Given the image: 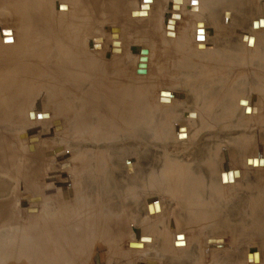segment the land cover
<instances>
[{
  "label": "rangeland",
  "instance_id": "374dc122",
  "mask_svg": "<svg viewBox=\"0 0 264 264\" xmlns=\"http://www.w3.org/2000/svg\"><path fill=\"white\" fill-rule=\"evenodd\" d=\"M95 1L93 0L94 5H96H93L94 9L93 13H91V18H89L90 16H87L89 7L84 5V9H86L84 14H86L85 16L83 15L82 20L87 19V16L90 20L89 21L87 19L90 24L87 23L86 20H83L84 23L82 21L83 28L80 30V34H82L80 35V38L85 39V41L82 40L84 43L82 42L83 44L81 49L85 57L89 52L92 53L91 55H93L97 61H109V64L107 65L108 67L106 68L110 73L107 71V69L106 72L110 75H107V73L104 72V75H106L104 79H99V73L97 74L99 77L96 76V82H99L100 80V82L104 84L106 79H108L110 76L108 80L115 78L114 82L118 85V87L124 83V85L126 86L127 84V87L130 89L129 90L124 86V93L127 91V95L124 97L126 101L122 98H119L121 92L123 93V91L121 90L120 94L117 95L119 90L115 89L113 96H117V99L116 96L114 99V102L116 103H113L110 107H113L115 111H120L116 112V118L114 116L115 113L112 114L111 111H104L107 109L108 105L106 101L107 96L104 95L105 92H103V87L101 88V93L100 89H96L94 91L96 94L91 90L94 98H100L104 105L98 103L100 106H95L97 107L96 112H91V116H89L83 108L85 107L84 103H86V99L89 100V98L86 96L88 93H86L87 91L84 89V87L81 92H77L75 89H72L74 80L71 82L72 80L70 81L67 79H62L65 84H70L71 82L70 85H67L70 86V89L66 86L67 88H64V92L57 90V83H52V81L49 82V77L44 75V69H47V67L46 65L43 66L44 63L42 61V63H40V61L34 60V64L37 63L36 68L37 66L39 68L36 70L37 74L35 73V77L37 78L32 77V79H29L26 76H22V78L15 83V79L12 80V77L14 78V76H16V70L13 69V75L9 73L10 76H8L9 69L15 68L19 65V63L13 58L12 50L14 49L12 47V42L10 40L3 39V41H7V44H3L4 42L0 41V47L2 46L0 49L2 50L4 47L5 51H3L5 54L7 53V56L4 57L5 54L1 53L0 50V55L2 54L0 58H4V61L3 59H0L2 60L0 63L4 65L2 67L0 64V71H2L0 72V83L4 81L3 83L7 84L6 86H2V88L0 84V103H5V98L8 96L6 93H8V91H13L11 99H15V103L10 104L8 107L7 105L6 107L5 105L4 107L0 106V149L1 152L3 151V154L1 153L0 155V205L2 201H7L5 203L2 202V206H0V228H8L12 226L16 228L19 226L26 227L28 225V221L32 217H35V215L38 213H42L41 206L38 205L33 199L35 195L40 197V202L45 203L44 197L47 199L53 197H57L59 199L62 197L60 189L64 190L65 187H68L71 192L72 186H76L75 183H77L78 180L79 171L77 170V166L79 160L77 157L79 152L83 153L84 150L87 149L92 155L95 153V151H101L102 155L104 153L107 155L111 151H114L116 154H113V158L110 160L113 165L111 163V167L106 171L105 177L101 176L99 178L103 182H101L102 189L98 191L104 193V195L109 196L110 199L116 201L119 199V196H128L130 201L129 205L134 208L130 209H133V212L138 214L140 219H142V221L140 220L142 223L137 225L138 223H135V221L130 218L131 215L129 214V218L131 220L129 218L128 219L130 221L127 219L129 222L126 220V225L124 228L126 232L125 230L124 232L127 234V236L124 233L122 237V240L125 238L123 240L122 249H127V241L135 238L134 233L138 228L142 230L144 227L152 224L156 229H154V234L151 233L155 243L146 250L143 249V251L130 254L131 264H187V260L184 255L183 258L181 255H179L180 253L177 254V249L175 246H173L174 233L181 231L182 233L177 234L176 238L179 237L178 235H182V238L185 236L187 243H190L194 236H196L199 232L200 233L198 235L202 236L201 234L204 231H201L198 224H194L196 221L192 220L194 221L192 222L190 220V222L193 224L192 225L189 220L182 219V215L181 218L180 214H183L181 206L178 207V203L175 204L176 200L174 202V200L170 199L172 196L169 195V193H159L158 191H153V181H151V177H149V174H152V172L149 171L150 168L148 166L163 160L165 153L175 154V158L179 161L184 160L189 162L190 160H196L193 159L191 157L192 154H190V147L194 146L190 145V143L192 140H195L196 146L204 144L207 147H211V156L214 159V163L217 165V170L219 171L221 169L224 171L222 166H219L222 161L223 165L226 163L225 161L228 163V158L226 156L224 157L223 154L224 150L226 152H229V148H234L236 150V148H238L236 143V140L238 139L237 136L239 137L245 132L249 136L247 144L244 145V148H247V152L249 151L247 154L255 155L257 151L261 149L262 163L260 168H251L250 166H247L246 177L237 179L235 182H233L232 179V181H228L229 184H227L228 182H223L224 184H220V182H218L217 175L214 174V176H212L211 182L214 184V187L212 188L214 190H219V194L217 193V196H219V199L217 200L218 203H225L226 205L234 206L235 204L239 203L240 199L242 200L244 196L243 194L247 193L248 191L258 192L259 195L257 197L259 199L262 198L260 201L263 203L264 122L260 121V123H258L257 115L250 117L249 115L244 114L242 111V105L249 101L258 103L261 106L264 104V43H260L261 41L264 42V0H251L250 3L252 4H250L248 0H244L245 4L247 2L249 3H247V6H249L247 13L244 12L246 10H237L234 2L225 4L226 6L224 5V11H227L228 18L224 14H221V5H215L214 8L210 9L207 13H212L213 16H216V22L213 23V25L210 24L214 26L211 27L214 32L210 33L211 36L208 41L215 42V45H213L214 48H207L205 50H202L200 47H196V49L193 47V44L196 42V45H202V42L194 39L193 29L196 25L202 24L200 18L203 16L197 12L196 14L188 12L187 8H185L186 13L184 12V15L182 13L183 17L182 19H178L176 25L177 33H180V31H182L183 28L186 27L187 23L192 19L193 20L190 23L195 26L190 27L192 31L190 33L189 41L192 46L190 45L187 49L185 48L184 52L180 51L179 54H177L178 52H175V39L172 41L173 38L171 39L168 37V30L165 34L164 21L166 14L168 15L171 13L175 9V5L178 3H185L188 6V0V3L185 1L181 2V0ZM144 1H146V4L148 3L147 8H149L148 5L151 7L149 15H144V13L140 12L138 15L132 14L133 10L136 9L137 11L139 4ZM203 1L196 0V2L199 4L203 3ZM13 3L14 2L12 0H8V2L7 0H0V28L4 26L10 27L13 29L15 37H17L19 34H21L20 32H22L26 26V23L23 25V22L26 21V16L23 11H18L16 7L13 6ZM146 4H144V6ZM141 8H144L143 4L141 5ZM92 15H94V20ZM259 15L262 17H259L257 20H253L252 27L255 29V38H257V41H260V44H258L260 51L259 55L255 54L254 58L249 59V55L254 54L255 47L246 46L243 43L241 44L239 33L240 31H248L250 29V20L256 18ZM178 16L180 18V14ZM236 19H238V22ZM259 19H262V25L257 23V26H255L253 24L254 21H258ZM152 24H154V27H152ZM148 27H150V29ZM219 28L225 29L226 33L224 32L223 34H220L216 32V29ZM155 30L157 31L154 32ZM2 33L11 34L10 29H4ZM93 37L96 38L92 40ZM0 38L2 39L1 36ZM170 40L172 41V44ZM8 41L11 43L9 44ZM52 41L53 39H50L49 37L48 42H51L50 46L52 47L48 52V55L52 56V60L55 61L58 59L59 54L56 55L58 51L55 52L54 50H57L59 48L57 46L62 45L61 43H65L63 45L66 46L67 42L60 41L61 43L58 42L57 44H60H56L54 47L55 43ZM228 42L234 43L232 45L234 48L237 45L236 42H238L239 49L242 50L243 53L237 55L236 57L228 54L223 49H220L221 47L227 46L229 44ZM2 44L9 47V49H7V47L3 46ZM63 45L62 47L60 46L61 49L64 47ZM118 46L120 47V50ZM136 46L140 49H147L148 53L146 56L137 52L134 49ZM6 50L9 53L11 51V54H9ZM204 51H207L206 57H202V55L205 54ZM140 54L145 57V60L140 59ZM175 57L180 58L178 63H175ZM211 58L212 61H215L220 65V69H217V76H219L220 73L221 75L219 80H217L215 83V88H213L215 90L214 97H208L214 99L212 105L203 107V102L205 99H208L203 95L204 85L199 78L191 77L192 74L191 76L188 74L189 71H194L192 67L208 63ZM13 60L14 62L10 65V61L12 62ZM142 61L146 63V66L143 67L141 64H139ZM15 62L18 63V65H16ZM220 62L222 64H220ZM6 63H9V66ZM5 65L8 67L6 68ZM179 66H181L182 69H180ZM41 70H43V74ZM147 70L148 73L146 74L145 71ZM235 71L240 72V75L242 73L241 71H243V75L241 77L239 76V79L237 80L232 79L230 76V73ZM38 72L41 73L43 77L41 74L39 75ZM138 73H145L146 75L145 77H139L140 75H138ZM7 77L9 81L7 80ZM138 79H140V81ZM20 82L23 83L20 84ZM165 84L170 86L172 93L169 94L166 92L164 94L166 101L161 98L160 92L158 90L159 88H168V86ZM143 85L144 87H142ZM32 86L35 88H32ZM173 93L176 94V97H174ZM235 93L236 96L233 97L232 95ZM129 94L132 96V98L131 96L127 97ZM171 95L173 96L171 97ZM235 99L241 101L239 103L240 109L238 108L237 112L231 113L227 109L229 108L228 104L231 101H235ZM226 101H228V104H226ZM128 102H130L132 106H130ZM175 103L177 104L176 107ZM133 106L135 107L133 108ZM117 107L119 110H117ZM7 108H12V111L10 109L7 111ZM102 108L106 109L100 111ZM123 108L127 112H130L132 109L134 110L128 114L129 112L127 113L124 111ZM31 110H36L37 113H39L41 110H44L45 113L41 115L42 118L38 117L34 120L31 119L34 118L33 112ZM214 110H216L215 113H213ZM207 111L208 113L205 115ZM1 112L3 116L1 115ZM80 112L83 113V116H81ZM3 113L5 114L6 118ZM47 113H49L50 119H46L47 122H44L46 120H44L43 117L48 118ZM120 113L121 116H119ZM30 114H32V116H30ZM232 116L236 119L234 120ZM79 118L82 120H79ZM78 120L82 122L79 124V126ZM244 120L247 123L245 129L242 128V123H245ZM185 122H188L187 131L182 134L178 133L176 126L181 124L184 125ZM30 130H34V132L31 133ZM119 131H121V133L124 135H119V137L116 138ZM28 137H33L31 138V142H28ZM96 138H98V140ZM196 148L197 149H195L194 152L198 153L199 155L201 152V147ZM177 150H184L185 153L181 154V152H179L181 154L179 155L177 154ZM11 151L13 153H11ZM1 157L3 159H1ZM31 159L32 163L30 162ZM136 159H140L141 161V163L138 164L139 166L142 164V167L145 166L147 168L146 172L148 177H146V179L150 178V180H145L143 182L140 181V177L137 172L139 173L141 171H138L139 166L136 164ZM232 163L233 161H230L229 166L236 165V163L234 165ZM194 164H197V162ZM241 164L243 165L244 163L238 161L237 167L240 168ZM131 166H133V169ZM88 168H90V166H88L86 169ZM32 170L35 171L34 175ZM235 170H237V176L234 177L238 178V169H234L233 171ZM110 171L112 173H110ZM30 177L31 179H34L35 185L39 189L37 193L31 191V189L28 190V181L31 180ZM84 177L85 184H93L92 176ZM247 183H249V186ZM241 187H247V189H243ZM119 191L121 194H119ZM73 195V193L69 194L68 196H70V198L68 197V199H74L72 197ZM151 198L157 199H154L155 202L160 200V203L163 204V212L159 213V217L157 216L156 219L152 217V215H147L145 209V203L147 199L151 200ZM60 201L65 200L62 198ZM22 207H24L26 210L24 208L21 210ZM175 207H178L179 209L177 208L178 210H176ZM180 209L182 212L179 211ZM24 210L26 212H23ZM50 210H53V208H50ZM176 215L178 217L180 216L179 220L182 219L183 221L180 220V222H178ZM184 221H186L187 224V227H185L186 229L184 228L186 225ZM187 221L189 224H191L190 226ZM262 221L264 223V219L261 220V222ZM155 222H157L159 225L157 223L155 224ZM156 227H158V230ZM258 228L261 230L260 226H258ZM148 231L149 230H147L146 233L150 234ZM194 233L196 235H193ZM206 233L208 234L206 235ZM206 233L203 234L204 236L199 238L201 243L199 242L200 245L196 247V258H193L194 262H191V264H194L195 261L198 264H215L220 257L225 258L231 251V241L232 237L235 235V232H230L227 231V229H224L223 234L218 230H211V234L209 232ZM218 233L221 235H218ZM209 235H224V238L208 239L212 240L213 243L211 244L216 245L217 243L214 241L219 242V244L222 242L221 244H223L222 248L215 249L212 252L211 258L208 253H205V256H203L201 253V248L202 246L206 245L205 239ZM237 236H241L244 239L240 241L241 254L238 255V258L234 259L236 260L235 264H264V240H260L261 237L264 236V226L263 230L259 231V236L256 231L254 234H251V230L239 232ZM252 236V239H246L247 237ZM177 239H179V242H175L180 244V238ZM32 240L36 241V238H32ZM181 243L184 244L183 242ZM251 248H259L262 256L261 261L258 257L254 258V262L245 258V253ZM102 249L105 250V248ZM203 249L208 251V247L206 246ZM99 250L101 251V248ZM50 253L51 254L49 255L44 254L43 256L45 264H47L49 260L52 261L49 264H53V262L55 264L60 256L58 248H52ZM162 254L165 256L164 263L162 262ZM105 264L113 263L108 261Z\"/></svg>",
  "mask_w": 264,
  "mask_h": 264
},
{
  "label": "bare ground",
  "instance_id": "6f19581e",
  "mask_svg": "<svg viewBox=\"0 0 264 264\" xmlns=\"http://www.w3.org/2000/svg\"><path fill=\"white\" fill-rule=\"evenodd\" d=\"M12 1L14 2L13 6L16 7V9L18 11H23L25 13V16H26V19H25L26 21H24V19H23V21H24L23 25H25L24 23H26V26H25V28L23 26V28H24V29L22 28L23 31L20 32L21 34H19V36H17V37H15L14 31L10 27L4 26V27L0 28V36L2 37V39L0 38V41H3V39H5V40L7 39V40H10L12 42V47L14 49V50H12L13 51L12 52L13 58L16 62L19 63V65H18V63L15 62L16 65H18L15 68H12V69L8 68L9 69L8 74L11 73L13 75L14 72L12 73V70L13 69L16 70V76H14V78L12 77V80L15 79V83H16L17 81H19L22 78V76H26L29 79L30 78L32 79V77H35L37 74L36 70H37L38 66L36 68L37 63L34 64V60H38V61H40V63H42V62L44 63L43 66L46 65L48 70L46 68L44 69L42 67L44 69V75H47L49 77V82L52 81V83L53 82L55 84L57 83V86H58L57 90H61L62 92H64V88L66 89L67 87L68 88L70 87V86H67L69 83L65 84L62 79H64V80L67 79L70 81L72 80L71 82H73V80H74V83L72 84V87H73L72 89H75V91H77V92H79V91L81 92V90L84 87V89L87 91L86 93H88L86 96L89 98V100L86 99V101H85L86 103H84L85 107H83V108H84V111H86L87 115H89V116H91V112H96L97 107H95V106H97V105L100 106V104H98V103H101L102 105H104L101 102L100 98H98V97L94 98L93 94L91 93L92 91H93V93H95L94 91L96 89L97 90L100 89V93H101V90H102L101 88L103 87V92H105L104 95L107 96V98H106V96H105V98H106L108 106H107V109L102 108V109H100V111L104 110V109H106V110H104L105 112L111 111L112 114L115 113L114 116L116 118V115H117L116 112H120V111H115L113 109V107H110V106L113 103H116V102H114L116 95L113 96L115 89L119 90V92L116 91V92H118L117 95L120 94L121 90L123 91V93L121 92L120 97L119 96L118 97L120 99L122 98L126 101V99L124 97H126L127 91H126V93H124V91H125L124 83H123V85H119V87H118V85L115 84V82H114L115 78H111V80H108L110 77L109 76L108 79H106V82H104V84H102L99 79L100 78L104 79V77L106 76V75H104L105 74L104 72H106V69H107L106 67H108L107 65L109 64V61L108 60L100 61L99 58H98L99 61H97V59H95V57L93 55H91L92 53H89V52L85 57L83 52H82V49H81L82 44L84 43L83 41H85V39L80 38L81 37L80 35H82V34H80V32H81L80 30H81V28H83L82 27V21L86 20L87 23H89L90 20L88 19L87 16H90L89 18H91V13H93V9H94L93 0H12ZM182 1L183 2L185 1L187 3L189 1L188 6L185 3H178L177 5H175V9L171 13H169L168 15L166 14L165 21H164L165 29L163 27L165 34L168 30V33H167L168 37L171 39L173 38L172 41L175 39V52H178L177 54H179L180 51L184 52L185 48L187 49L191 45L189 38H190V33L192 30L190 29V27L195 26V25H192L190 23L193 20L192 19L190 22L187 23L186 27L183 28L182 31H180V33H177L176 25H177L178 19H182L183 15L186 13L185 8H187L188 12H192L193 14H196V12H197L198 14L203 16L200 18L202 24L196 25L193 29L194 39L199 41V42H202V45L201 44L196 45V43H197L196 42L195 44H193V47H195V49H196V47H200L202 50L203 49L205 50L207 48L212 49V48H214L213 45H215V42H209L208 41L210 36H211L210 33L214 32L211 29V27H214L212 25H213V23L216 22V19H215L216 16H213L212 13H207L210 9L214 8L215 5H218V6L221 5V7H222V9H221L222 13L221 14H224L227 17L228 16L227 11H224V8H225L224 5L225 4H228L230 2H234L237 10H239V9L241 11L246 10V11H244L245 13L248 12V7H249V6H247L248 2L245 4L244 0H204V1L201 0V1H203V3H201V4L197 3L196 0H188V1L187 0H181V2ZM197 1H200V0H197ZM248 1L250 3L251 0H248ZM7 2H8V0H7ZM142 4H143L144 8H141ZM144 4H146V1L139 4V8H137L138 12L136 11V9L135 10L132 9L133 10V12L131 11L132 14L138 15L140 12V13H144V15H149V13L151 11L150 10L151 7H150V5H148L149 8H147L148 3L145 6H144ZM250 4H252V3H250ZM84 5L89 7L88 8L89 11H87L88 14L86 16V18L89 21L87 19L82 20L83 15L85 16V14H86V13L84 14V12L86 11V9H84ZM85 8H87V7H85ZM95 9H96V7H95ZM162 10H164V9H162ZM177 13L180 14V18L178 16L179 14H177ZM182 13H183V15H182ZM249 13H251V12H249ZM94 15H92L93 20H94ZM259 17H262V16L259 15L256 18H253L250 20V29L248 31H240V33H239V38L241 40V44L243 43L246 46H254L255 47L254 54L249 55V57H248L249 59L254 58L255 54L259 55L260 49L258 47V44L264 43L263 41H261V42L257 41V38H255V29L252 27V21L257 20ZM21 18H23V17H21ZM95 18H96V16H95ZM150 20H151V18H150ZM236 21L238 22V19H236ZM83 23H84V21H83ZM257 23L259 25H262V23H263L262 19H259L258 21H254L253 24L255 26H257ZM194 24H195V22H194ZM210 24H212V25H210ZM152 25H153L152 27H154V24H152ZM148 28L150 29V27H148ZM4 29H10L11 34L2 33ZM82 30H84V29H82ZM156 31L157 30H155L154 32H156ZM170 31H174V32H170ZM225 31L226 30L223 28L216 29V32H218L220 34H223ZM173 33H174V35H173ZM49 37H50V39L51 38L53 39L54 42L53 41L52 42L55 43L54 47L60 41L61 42H67L66 46L63 45L65 43L60 42L64 46L62 49H61L62 45H59L60 43L57 44V45H59V46H57L59 48L57 50H54V51L55 52L58 51L56 55H58V54L59 55H58V59L55 61L52 60V58H51L52 56L48 55V52L51 50V47H52V46H50L51 42L50 43L48 42ZM166 37H167V35H166ZM94 38H96V37H93L92 40ZM5 40L3 41L4 42L3 44H7L6 43L7 41H5ZM172 41L170 40L171 44H172ZM8 43H9V41H8ZM228 43L229 44L227 46L221 47L220 49H223L228 54H230L232 56H236V57H237V55L243 53V51L239 49L238 42H236L237 45L235 46V48L232 46L234 43H231V42H228ZM0 44H1V42H0ZM91 44H92V41H91ZM40 45H41V47H40ZM3 46H6V45H3ZM137 48H139V47L136 46L134 49L136 50ZM7 49H9V47H7ZM3 50H4V47L2 48L1 53L5 54L4 53L5 50L4 51ZM119 50H120V47H119ZM256 51H257V53H256ZM112 53H113V51H112ZM147 53H148V51H147ZM147 53H142V54L144 56H146ZM204 53L205 54H203L202 57L207 56V51H204ZM251 53H253V52H251ZM9 54H11V51ZM9 54H8V56H9ZM143 55H141V54L139 55L140 59L142 58L141 60H145V57ZM182 55L184 56L183 53H182ZM6 56H7V53L5 54L4 57H6ZM13 58H11V59H13ZM0 59H3V61H4L3 57H1ZM14 60L12 62L10 61V65H11V63L14 62ZM179 60H180V58L175 57V63H178ZM0 61H2V60H0ZM2 63H4V62H2ZM113 64H111V65H113ZM139 64H141L143 67L146 66L145 65L146 63L143 61ZM171 64H172V61H171ZM220 64H222V63L220 62ZM7 65H5L6 68L9 66V65L8 66ZM41 65H40V69H41ZM120 65H118V66H120ZM3 66L4 65H2V67ZM12 67H14V66H12ZM139 67L142 68L141 66H139ZM179 67H180V69H182L181 66H179ZM34 68H35V70H34ZM135 69H137V68H135ZM192 69L194 71H191V72L189 71L188 75L191 76V74H192L191 77H197L200 79V81L204 85V87H203L204 88V90H203L204 94L203 95L205 96V98H208L210 96L214 97L215 90L213 88H215V86H216L215 83L217 82V80H219V77L221 75V73H220L219 76H217L218 75L217 69H220V65L218 63H216L215 61H212V58H211L208 63H205L203 65L200 64L199 66L192 67ZM41 71L43 74V70H41ZM107 71L109 72L108 69H107ZM0 72H2V71H0ZM39 72H40V70H39ZM145 72L147 74L148 70ZM241 72H242L241 75H240V72H238V71L231 72L233 74L230 73V76L232 79L237 80V79H239L238 78L239 76L241 77L243 75V71H241ZM40 74L41 73H39V75ZM42 74H41V76H42ZM97 74H99L100 77L97 76ZM146 74L145 73H138V75H140L139 77H141V76L145 77ZM251 74H253V73H251ZM56 75H59V76H56ZM107 75H110V74L107 73ZM8 76H10V74ZM96 76L99 77V79H98L99 82H96V78H97ZM35 78H37V77H35ZM7 80H8V77H7ZM67 80H66V82H67ZM138 80L140 81V79H138ZM3 82L0 83L1 88H2V86L7 85L6 83H3ZM5 82H6V80H5ZM71 82H70V84H71ZM12 83H14V82H12ZM22 83L20 82V84H22ZM28 83H29V81H28ZM83 83H84V85H83ZM153 83H154V80H153ZM139 84H140V82H139ZM116 85L118 88L116 87ZM165 85H167V84H165ZM9 87H10V85H9ZM126 87H127V84H126L125 88ZM142 87H144V85ZM32 88H35V87L32 86ZM137 88H139V87H137ZM10 90H11V88H10ZM158 90L160 92L161 98L164 101H166V99L164 97V94L166 92H168L169 94H172L170 86H168V88H159ZM138 91H139V89H138ZM12 92L8 91V93H6L8 96H7V98H5V103H3V102L0 103V106L4 107V105H5V107H6V105H7V107H8L10 104L15 103V99H11ZM140 92H141V90H140ZM173 94H174V97H176L175 96L176 94L175 93H173ZM130 96L131 95L129 94V96H127V97H130ZM172 96L173 95H171V97ZM232 96L233 97L236 96V93ZM18 98H19V96H18ZM131 98H132V96H131ZM116 99H117V96H116ZM145 99H144V103H145ZM213 100H214L213 98L205 99V101L203 102L204 103L203 107L212 105ZM240 102H241L240 100L235 99V101H231L228 104V101H226V104H228V106H229V108H227V109L231 113L237 112ZM128 103L130 104V106H132L130 102H128ZM135 103H136V101H135ZM132 104H134V103H132ZM124 105H127V104H124ZM176 105L177 104L175 103V107H176ZM263 106H264V104H263ZM263 106H261L258 103L249 101V102L244 103L242 105V111L244 114H247L250 117L257 115L258 123H260V121L264 122V107ZM134 107L135 106H133V108ZM124 108H123V110H124ZM9 109L7 108L6 110L8 111ZM143 109H144V107H143ZM10 110L12 111V108ZM117 110H119L118 107H117ZM126 110H127V106H126ZM126 110H124V111H126ZM132 110H134V109H132ZM31 111L33 112V116H34V118H31V119H34V120L37 119L38 117H41V115L45 113L44 110L43 111L39 110L40 111L39 113H37L36 110L35 111L31 110ZM131 111L130 112L128 111L129 113L127 111L126 112L128 114H130ZM208 111L205 113V115L208 113ZM28 112H27V117H28ZM215 112H216V110H214L213 113H215ZM47 114H48V118L43 117L44 120L50 119L49 113H47ZM80 114H81V116H83V113L80 112ZM112 114H111V117H112ZM1 115H2V112H1ZM134 115L137 116L136 114H134ZM4 116H5V114H4ZM30 116H32V114H30ZM119 116H121V113L119 114ZM5 118H6V116H5ZM121 118H123V117H121ZM233 119L235 120L236 118L233 117ZM47 120L44 122H47ZM79 120H82V119L79 118ZM249 121H250V118H249ZM81 123L82 122L79 121L78 126ZM246 126H247V123L245 121V123H242V128L245 129ZM187 128H188V122H185L184 125L181 124V125L176 126V130L180 134L186 132ZM32 131H34V130H32ZM119 135L123 136L124 134L121 133V131H119L116 138H118ZM33 137H31V138H33ZM8 138H9V136H8ZM31 138L28 137V140H29L28 142L32 141ZM237 138L238 139L236 140V143L238 145V148H236V150L234 148H229V152H226L224 150L223 154H224V157L226 156L228 158V163H227V161H225V159L223 157V159L226 163H224V165H223V161H222L221 164L219 165L220 167L222 166L224 171L221 169L219 171L217 170V168H216L217 165L214 163V159L211 156L212 155L211 154L212 153L211 147H207L204 144H200V146H196L195 140H192L190 143V145H194V146L190 147V154H192L191 157L193 159H196V160H190L189 162L182 160L183 161L182 162V161H179L178 159L175 158V154L165 153L163 160H161L160 162L158 161L157 163L148 166L150 168L149 171L152 172V174H149V177H151V181H153L152 182V185L154 186L152 188L153 191H158L159 193L160 192L169 193V195H171L173 198L172 199L170 197V199L174 200V202L176 200L175 204L178 203V205H177L178 207L181 206V209L183 211V214L182 213L180 214V216L181 215L183 216V218H182V216H181V218L184 220H189V222H190V220L196 221V223L194 221H192V222H194V224H196V225L198 224L201 231L202 230L204 231L201 234L202 236H204L203 234H205L206 232L210 233L211 230H214V231L218 230L222 234H223L224 229L225 230L227 229V231H230V232H235L234 233L235 235L232 237V241H231V246H232L231 251L227 254L226 257L224 256L225 258L220 257L219 260L216 261L215 264H235L236 260H234V259L238 258V255L241 254L240 253V241L244 239L241 236H237L239 234V232H242L245 230H249V231L251 230V234H254L256 231L258 236H259V231H262L263 226H264L263 221L261 222V220L264 219V201L262 203L260 201L262 198L259 199L257 197L259 195L258 192L248 191L247 193L243 194L244 196H243L242 200L241 199L239 200V203L235 204L234 206H231V205H226L225 203L224 204L218 203L217 200L219 199V196H217V193L219 190H214L212 188V187H214V184L211 183L212 182V176H214V174L217 175L218 182H220V184H224L223 182L232 181V179H233V182H235V181H237V179L246 177V172H247L246 167L247 166L248 167L250 166L251 168H258V169L260 168L261 163H262V161H261V149L258 150L256 154L253 153L255 155H251V154L248 155L247 153L249 151L247 152V148H244V145H246L248 142V138H249L248 134H246L244 132L239 137L237 136ZM96 139L98 140V138H96ZM35 140H36V138H35ZM196 147H198V148L201 147V152L199 153V155H198V153L194 152V150L197 149ZM186 149H188V148H186ZM177 152H178L177 154H179V155L185 153L184 150H179V151L177 150ZM179 152H181V154ZM1 153L3 154V151L1 152V149H0V155H1ZM11 153H13V152L11 151ZM90 153L91 152L87 149L84 150L83 153L79 152L78 157H77L79 160V163L77 166V170L79 171V175H78L77 183H75L76 186H74L75 191H74L73 186H72L71 192H70V189L68 187L67 188L65 187L64 190L60 189L62 197H60L59 199L62 200V198H63L65 201H60L57 197H53L50 199H47L46 197H44L45 203H42L39 201L40 197L35 195L33 197V199L37 202L38 205L41 206L42 213H38L35 215V217H32L28 221V225L26 227L19 226L16 228V227L12 226V227H8V228H4V227L0 228V264H45V262L43 260V258H44L43 256H44V254H47V255L51 254L50 250L52 248L53 249L58 248V252H59L60 256L57 259V261L59 262V264H105L108 261L112 262L113 264H131L130 254H133V253L139 252V251H143V249L146 250L147 248H149L150 246H152L155 243V240H154L153 236L151 235V233L154 234L155 227H153L152 224H149L148 226L144 227V229H142V230H140L138 228L134 233L135 238L127 241V243H126L127 249L126 250L122 249L123 240L125 239L124 238L122 240V237H123L124 233L126 232V230L124 229L125 225H126V220L131 215L130 218L133 221H135V223H138L137 225H139L142 223V222H140V220L142 221V219H140L138 214L133 212L134 208L129 205L130 201H129L128 196L127 197H126V195H124V197L119 196V199L116 201V200L110 199L109 196H106V195H104V193H101L100 191H98V190L102 189L101 188V186H102L101 182H103L99 178L101 176L105 177L106 171L109 170L111 167L112 162L110 160L113 158V154H116V153L114 151H111L107 155L105 153L102 155L101 151H98V152L95 151V153H93V155ZM229 156H230V158H229ZM139 158H140V156H139ZM1 159H3V158L1 157ZM31 161H32V159L30 160V162ZM230 161H233L232 164L234 165L236 163V165L235 166H229ZM238 161H240L241 163L242 162L244 163L243 165L241 164L240 168L237 167ZM195 162H197L198 165L194 164ZM140 163H141L140 159H136V164L138 165ZM112 165H113V163H112ZM88 166H90V168L86 169ZM131 167L133 169V166H131ZM234 169H238V174H239L238 178L234 177V176H237V170L233 171ZM146 170H147V168L145 166L142 167V164H141V166H139L138 171H141V172H139V173L137 172V174L139 175L141 182H143L145 180H150V178L146 179V177H148ZM228 170H231V172H232L230 176H228L226 174L228 172ZM32 171H33V175H34L35 171L34 170H32ZM111 171H110V173H112ZM84 176H92L93 177V179H92L93 184H85V179H84L85 177ZM30 179H31V177H30ZM227 184H229V182ZM247 184L249 186V183H247ZM150 185H151V183H150ZM175 186H176V188H175ZM247 187L246 188L241 187V188L247 189ZM70 188H71V186H70ZM149 188H150V186H149ZM30 189H31V191H34L36 193H37V191H39L38 187L35 185V181L33 178L28 181V190H30ZM71 193L74 194L72 196L74 199L69 200L68 197L70 198V196H68V195ZM119 194H121L120 191H119ZM65 198L68 200H66ZM154 199L153 198H151V200L147 199V201L145 203V209H146L147 215H152V217H154L156 219L157 216L159 217L158 214L163 212V210H162L163 204L160 203V200L155 202V200H157V199H155V200ZM2 202L5 203L7 201L4 200ZM2 202H1L0 206H2ZM23 208L24 207H22L21 210ZM50 208H53V210H50ZM130 208H133V209H130ZM177 208L175 207L176 210L179 209V208L178 209ZM181 209L179 211H181ZM25 210L23 212H26ZM131 210L133 213L131 212ZM76 211H77V213H76ZM178 213H180V212H178ZM178 213H176V214H178ZM179 217L176 215V219L178 222H180V220H182V219L179 220ZM153 221H154V219H153ZM157 222H155V224ZM189 222H188V224H189ZM184 223L186 224V221H184ZM191 224H189V226ZM258 226L261 227V230L258 228ZM178 227H180V226H178ZM185 227H187V224L184 226V228ZM156 228L158 230V227H156ZM195 229H196V227H195ZM124 230H125V232H124ZM147 230H149L148 233H150V234L146 233ZM183 231H184V229H183ZM181 233H182L181 231L180 232L177 231L176 233H174L173 246L176 247L177 254L180 253L179 255H181V257H183V255H184V257L187 260V264L188 263L191 264V262H194L193 258L194 259L196 258L195 257L196 250H197L196 247L198 245H200L201 242H200L199 238L202 236L198 235L200 232L199 233L196 232L198 234L196 235L194 233L193 235H196V236H194V238L192 239V241L190 243H187L185 236H183V238H182V235H178L179 237H177V238H180V241L184 243V244H182L180 242V244H178L177 242H175V241L179 242V239L176 238V235L181 234ZM207 234L208 233H206V235ZM216 234H217V232H216ZM218 235H221V234L218 233ZM218 235L217 236L209 235L206 237V239H205L206 245L205 246L208 247V251H205V249H203L205 246H202L201 253L203 256H205V253H208L210 255V258H211L212 252L215 249H220L223 247V244H221L222 242L219 244V242L214 241L215 243H217L216 245H214V244H211V243H213L212 240H208V239L224 238V235H222V236H218ZM126 236H127V234H126ZM262 237H264V236H262ZM262 237L260 240H264V238H262ZM32 238H36V241L32 240ZM252 238H253V236L247 237L246 239H252ZM207 240H208V242H207ZM131 242H133V243H131ZM223 242H224V240H223ZM134 243H136V244H134ZM175 243H177V244H175ZM133 246H136V247H133ZM100 248H101V251L99 250ZM102 248H105V250ZM248 254H249V256H248ZM257 257L261 261L262 256H261V252H260L259 248H251L250 250H248L245 253V258L250 259L252 262H254V258H257ZM57 261L55 262V264H58ZM50 262H52V261L49 260L47 262V264H49ZM162 262L163 263L165 262V256L164 255L162 256ZM255 263H257V262H255ZM53 264H54V262H53ZM194 264H198V263H196V261H195Z\"/></svg>",
  "mask_w": 264,
  "mask_h": 264
},
{
  "label": "water",
  "instance_id": "95a60500",
  "mask_svg": "<svg viewBox=\"0 0 264 264\" xmlns=\"http://www.w3.org/2000/svg\"><path fill=\"white\" fill-rule=\"evenodd\" d=\"M136 51H137V52H140V53H147V49H140V48H137ZM141 59H142V58H141ZM30 132L32 133V132H34V131L31 130ZM231 173H232L231 170H228V172H227L226 174H227L228 176H230ZM226 174H225V175H226Z\"/></svg>",
  "mask_w": 264,
  "mask_h": 264
}]
</instances>
